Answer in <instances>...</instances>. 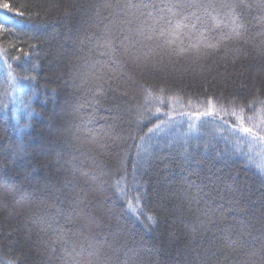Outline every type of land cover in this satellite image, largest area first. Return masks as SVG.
<instances>
[{
  "label": "trees",
  "instance_id": "1",
  "mask_svg": "<svg viewBox=\"0 0 264 264\" xmlns=\"http://www.w3.org/2000/svg\"><path fill=\"white\" fill-rule=\"evenodd\" d=\"M107 2L115 4L117 0H0L3 16L7 12L2 7L4 4H10L13 11H25L24 17L17 18L25 28L32 26L28 15L37 11L49 25L40 30L39 40L29 41L36 45L35 50L18 44L29 53L28 57L19 62L8 60L16 77L15 87H10L9 70L0 59V264L10 260L16 264H264V178L255 164L249 165L242 156H234L226 163L215 160V153L228 146L223 135L229 134L217 133L218 121L206 118L207 122H192L199 133L189 141L188 148L194 156L188 162H185L184 144L179 134L187 132L189 121H177L169 132L158 137L161 143L166 144L171 137H176V142L155 149L146 169L137 175L143 185L139 190L144 193L142 207L137 211L139 219L111 187L121 175L114 155L120 150L118 140L113 142L105 137L110 153L103 157L107 175L99 177L95 184L91 180L84 183V171H89L90 176L98 175L90 171L92 162L88 159L96 148L93 137L100 139L104 132H109L111 137L121 132L127 134L133 127L130 121L135 108L129 112L126 105L144 102L139 90L124 96L113 91L120 86L118 83L94 80V75L104 69L107 58L99 54L101 50L96 47L95 36L91 40L86 36L96 32L92 26L100 17L114 11L104 7ZM133 2L150 3L152 0ZM96 4L100 5V17L94 7ZM53 5H60V8ZM66 5H71L67 14L63 11ZM237 11L248 29L249 43L242 46L239 53H228L227 66L221 60L223 53H218L193 64L182 60L177 70L165 74H138V80L180 90L181 100L175 110L185 112L197 110L207 96L223 97V103L236 99L244 104L260 89V96L264 98V55L254 47L259 39L255 34L264 24L255 10ZM213 15L216 18L210 20L209 25L218 24L217 32H227L232 26L228 10ZM52 25L59 30V36L53 34ZM66 26H71L70 32ZM22 39L28 40V37ZM0 51H6L9 57L22 55L12 47L11 37L0 38ZM234 57H237L235 64L231 62ZM33 63L38 65L35 71H32ZM30 75L36 79H23ZM241 83L247 88L239 89ZM100 85L105 94L96 96V88ZM32 89L35 94L29 101ZM21 98L24 103H30L31 114ZM94 98L100 101L98 105L92 103ZM189 98L190 107L187 106ZM112 115L118 118L113 120ZM235 139L233 136L232 140ZM205 143L210 145L207 153L203 151ZM57 151L59 159L55 155ZM245 151L248 150L245 148ZM73 156L75 168L67 163ZM201 158L204 162L199 165L200 175L191 174L197 167L194 160ZM73 171L75 180L72 179ZM131 171L130 160L128 199L135 197L137 191ZM230 175L236 177L231 188L226 183ZM192 182L195 183L190 188ZM96 184H102L105 192L111 193L108 201L111 210L102 206L100 198L92 193ZM197 185L208 195L201 193V203L192 202L189 208ZM80 187L83 192L77 191ZM212 198L225 209L233 208L229 215L243 219L246 231L250 232L249 235L239 233L240 225H235L230 239L236 243L232 247L223 239L227 235L224 225L209 224L207 217L197 211L203 208V200ZM72 208H75L72 218L77 223L65 224L57 209L67 214ZM240 209L245 210L241 212ZM144 212L155 214L159 223L146 228L142 223ZM84 215L87 221L81 223L78 218ZM41 216L56 217L59 223L53 220V228L64 226L67 243L55 244L54 253L55 234L47 225L39 223ZM214 218H218V214ZM73 247L81 253L77 260L63 251L65 248L71 251Z\"/></svg>",
  "mask_w": 264,
  "mask_h": 264
},
{
  "label": "snow or ice",
  "instance_id": "2",
  "mask_svg": "<svg viewBox=\"0 0 264 264\" xmlns=\"http://www.w3.org/2000/svg\"><path fill=\"white\" fill-rule=\"evenodd\" d=\"M2 7L7 12L0 17V38L11 37L12 47L22 54L9 57L6 51H0V59L3 60L9 70L7 72V77L10 78L9 85L10 87H15L13 82L16 77L13 76V66L8 63V60L19 62L23 57H28L29 53L24 48L18 47V44H26L29 49L35 50L36 45L29 43V41L39 40L40 30L49 25L44 19H41L40 12L37 11L34 15H28V20L32 22V26L31 28H25L24 24L17 19L24 17L25 11L19 9L13 11L10 4H4ZM53 7L60 8V5H53ZM69 7L71 5L63 7L65 14L68 13ZM94 7L97 10V16L100 17V5L96 4ZM104 7L114 9V11L109 12L108 16L100 17L98 23L92 26L96 29V32L86 36L89 40L95 36L96 47L101 50L99 54L107 58L104 62V69L94 75V80L107 79L109 82L118 83L120 86L114 87L113 91H118L124 96L139 90L143 94L144 102L135 106L126 105V110L129 112L132 111L133 107L135 108L133 118L130 121L133 127L127 130V134L121 132L116 134L115 137H111L109 132H104V136L100 139L93 137L92 142L96 145V148L92 149L94 155L89 156L88 159L92 162L90 171L98 173V175L90 176L89 171H84L82 173L84 183L87 184L91 180L95 184L99 177L107 175L105 172L106 161L103 157L108 156L110 153L107 151L108 145L105 137L111 138L113 142L118 140V148L120 150L114 155L118 159L121 175L111 187L116 194L125 199L129 210L139 219L140 216L137 215V211L142 207L141 200L144 193L139 190L143 185L137 180V175L146 169L149 160L154 155L155 149L170 146L176 142V137H171L166 144L158 140L161 132L175 126L177 123L176 115L189 117L190 121L203 120L207 122L206 118H211L213 121L219 118L217 133H229L228 135H223V139L228 146L222 152L217 151L215 153V160L226 163L234 156H242L249 165L255 164L262 178H264V159L256 163L251 155L253 146L259 145L260 152L257 155L264 156V98L260 96V89H257L252 98L244 104H239L236 99L223 103V97L207 96L197 110L191 112L181 111L174 115L175 105L179 104L181 100L180 90L149 85L137 78L138 74L139 76H144L145 74L155 76L156 73L165 74L169 71L177 70L182 60L188 64H193L206 61L218 53H223L221 60L225 61V66H227L228 53H239L241 47L249 43L248 29L240 19L241 13L237 9L255 10L262 18V24H264V0H231V2H224V0H152L150 3H137L133 2V0H123V3H120L117 0L115 4L105 3ZM225 9L228 10V14L232 17V26L227 32L222 30L217 32L216 30L220 29V25L210 26L209 21L215 20L216 17L213 13L218 14ZM50 10L51 8H49ZM44 15L46 17L47 12ZM66 27L70 32L71 26ZM52 28L53 34L59 36V30L54 25H52ZM214 32L216 34H212ZM255 35L259 39L258 43L254 44V47L260 50L261 55H264V27ZM23 36H27L28 40H23ZM81 43H83V40ZM236 59L237 57H234L231 62L235 64ZM37 66V63H33L32 71H35ZM23 79L35 80L36 77L30 75L23 77ZM238 88L246 89L247 85L241 83ZM34 94L35 89H32L31 93L28 94L29 101H31ZM104 94L103 86H98L96 88V96H103ZM21 103H24L22 98ZM92 103L98 105L100 101L94 98ZM191 103L192 101L189 98L187 106L190 107ZM24 107L29 109V114H31L30 103H24ZM226 116L229 119H225ZM110 118L115 120L118 116L112 115ZM25 127H28V125H25ZM101 130H103V126ZM198 133L199 128L197 125L189 122L187 132L179 134L184 144L183 155L185 162L192 160L194 156L189 151L188 144L190 139ZM233 136L236 137L235 140H232ZM209 148L210 145L205 143L203 151L207 153ZM245 148L248 151H245ZM55 155L59 159V151ZM75 159L73 156L67 161L68 164L73 165V168H75L73 163ZM130 160L132 183L137 188L136 195L132 199L127 198L128 163ZM203 162V158L194 160L197 167L192 170L191 174L199 176V165L203 164ZM72 179H76L75 171H73ZM208 179L211 181V175H209ZM235 179L234 175H230L227 178L226 183L229 188H231ZM70 182L68 181V183ZM194 183H190L189 187L191 188ZM77 191L83 192L84 189L80 187ZM91 191L100 198L102 206H106L111 210L108 205L111 193H106L102 184H96ZM201 193L204 196L208 195L202 187L197 185L196 195L189 201V208L192 202L197 205L201 203L203 199ZM87 195L88 193H85V196ZM184 195L186 196V194ZM203 203V208H197V211L207 217L209 224L224 225L223 231L227 235L223 239L229 242V247L236 243L230 239L235 225H240L239 233L250 234V232L246 231L243 219L238 215H229V213H233V208L225 209L222 204H215L214 198L203 200ZM244 210L240 209L239 211L243 212ZM74 211L75 208H72L65 214L62 210L57 209V214L63 217L65 224L71 225L77 223L72 218V212ZM142 214L145 217L142 223H144L146 228H153L159 223V219L155 214H148L147 212ZM217 214L218 218H214L217 217ZM78 219L81 223H85L87 216H80ZM53 220H56L57 224L59 223L56 217L46 219L41 216L39 218V223L47 225V228L52 229L55 234V239L52 241V252L54 253L56 251L55 244L67 243V241L65 240L64 226L60 225L57 228H53ZM197 220L201 224L204 223L203 220H200V216H197ZM227 221L232 223H226ZM247 227L250 228L252 226L248 225ZM232 250L235 251V248ZM63 251L65 255L71 256L73 260L81 257V253H77L75 247L71 251L67 248L63 249ZM7 264H16V262L10 260Z\"/></svg>",
  "mask_w": 264,
  "mask_h": 264
},
{
  "label": "rangeland",
  "instance_id": "3",
  "mask_svg": "<svg viewBox=\"0 0 264 264\" xmlns=\"http://www.w3.org/2000/svg\"><path fill=\"white\" fill-rule=\"evenodd\" d=\"M3 15L2 14H0V17H2ZM181 111H183V110H181V109H177V110H175V113H174V115L176 114V113H179V112H181ZM183 112H185V111H183ZM229 118V117H228ZM211 119V118H210ZM180 120H187V121H189V122H195L194 120H191L190 121V118L189 117H180L179 115H176V121H180ZM215 121H218L219 122V118H217ZM188 122V123H189ZM171 129V128H170ZM170 129H165V131L164 132H161L160 133V135L159 136H161V134H163V133H167V132H169L170 131ZM237 135H239V134H237ZM247 149V148H246ZM248 150V149H247ZM258 152H260V146L259 145H255V146H253V149H252V155H253V157L257 160V163H259L262 159H264V156H261V155H257V153Z\"/></svg>",
  "mask_w": 264,
  "mask_h": 264
}]
</instances>
